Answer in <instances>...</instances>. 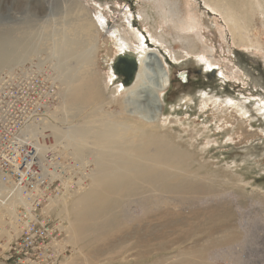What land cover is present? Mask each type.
Here are the masks:
<instances>
[{"label":"rangeland","instance_id":"374dc122","mask_svg":"<svg viewBox=\"0 0 264 264\" xmlns=\"http://www.w3.org/2000/svg\"><path fill=\"white\" fill-rule=\"evenodd\" d=\"M242 1L243 10L249 15L245 26L262 48L236 45L229 25L203 0L187 3L185 0H93L95 5L88 6L92 12L97 9L104 13L115 29L128 30V23L140 31L144 45L162 57L169 79L170 71L183 69L190 74L189 78L200 82L191 95L176 94L168 98L167 104L162 99L167 88L161 94L166 118L162 127L173 135L181 150L191 154L194 185L206 187L205 193L176 197L181 201L182 210L168 233L170 239L179 241L193 227L219 222L217 239L222 238L228 244L211 248L210 254L215 256L212 264H264V0ZM174 2L177 18H187L192 7L203 18L200 20L203 28L182 32L177 27L178 21L173 19L175 14L168 15L170 3ZM130 9L136 15V26L131 23ZM65 10L64 0H0V57L20 43L37 44L34 53L1 68L0 76L32 63L57 82V104L45 112L46 120L33 123L35 139L41 146H55L64 156L88 162L90 169L93 168V146L77 151L75 145L62 137L67 124H62L64 81L61 75L72 67L73 60L62 65L60 57L50 50L49 37H61V31L67 33L69 29L71 34H77L75 17L71 13L64 15ZM65 20L71 24L67 26ZM150 33L156 37L154 42L150 40ZM100 38L101 50L95 67L103 76L117 56V47L104 34ZM191 50L201 54H193ZM172 54L182 58L172 59ZM209 71L213 74L206 76L205 72ZM114 80L116 84L121 82L119 78ZM80 116L72 117L71 122H78ZM80 192L67 199L54 200L49 206L53 211L50 213L52 224L60 221L62 227L58 237L61 255L52 264H158L156 259L171 256L181 248H195L191 240L159 253L149 251L153 246L140 245L135 238L138 227L130 230L131 218H122L123 194L115 197L114 230L103 226L97 235L92 231L83 235L74 233L72 207ZM130 208L135 213L136 208ZM104 219L95 223L100 225ZM140 252L149 253L141 256ZM0 264H14L4 259L2 249Z\"/></svg>","mask_w":264,"mask_h":264},{"label":"bare ground","instance_id":"6f19581e","mask_svg":"<svg viewBox=\"0 0 264 264\" xmlns=\"http://www.w3.org/2000/svg\"><path fill=\"white\" fill-rule=\"evenodd\" d=\"M187 1L190 0H185V3ZM203 1L229 25L236 45L260 48L262 44L252 39L250 29L245 26L249 15L243 10L242 0ZM64 2L68 10H65L64 15L73 14L78 32L71 34L70 29L67 33L63 30L61 37L57 36L56 40L49 37L52 42L50 50L60 57L62 65L73 60L72 67L64 68L61 75L64 81L62 124H67L62 137L75 145L77 151L91 146L94 149V158L91 160L93 168L89 169L88 162H80L81 174L87 178V184L74 200L73 232L83 235L92 231L97 235L103 226L114 230L115 213L112 210L117 205L115 197L123 194L125 202L121 208L122 218H131L130 223L133 225L129 223L130 230L138 227L135 238L140 245L153 246L149 251L157 253L169 248L176 249V245L183 244L185 240H191L195 246L191 249L181 248L171 256L158 258V264H212L210 262L215 256L210 254L211 248L228 244L222 238L217 239L221 228L219 222L193 227L179 241L169 238L168 232L176 225L177 214L182 210L181 201L176 197L192 192L205 193L206 187L194 185L190 171L191 154L181 150L173 135L162 127L166 118L163 115L161 94L168 88L170 80L162 57L158 52L149 50L144 45L141 32L128 23V30L125 27L115 29L112 23H108L104 13L101 14L97 9L90 11L88 6L95 5L93 0ZM177 14L175 2L170 3L168 15H174L173 19L178 21L177 27L182 32L203 28L200 24L203 18L192 7L187 18L179 19ZM65 23L67 26L71 24L66 20ZM101 32L105 38L115 42L116 55L130 53L136 58L137 67L130 84H116L112 67L103 76L98 73L95 61L101 50ZM155 38L150 33L152 42ZM36 49L37 44H18L0 57V69L21 61ZM190 52L201 54L198 50ZM171 56L175 60L182 58L177 54ZM77 114L81 115L77 118L78 122L72 123L71 118ZM43 120L46 118L43 117ZM34 131L33 124L25 128V132H30L35 139ZM131 206L136 208L135 213ZM103 218L104 222L108 218L105 225L104 222L100 225L95 223ZM148 253L140 252V255ZM136 255L140 256L139 253Z\"/></svg>","mask_w":264,"mask_h":264},{"label":"built area","instance_id":"2783aa9c","mask_svg":"<svg viewBox=\"0 0 264 264\" xmlns=\"http://www.w3.org/2000/svg\"><path fill=\"white\" fill-rule=\"evenodd\" d=\"M57 101L56 82L33 64L0 76V249L14 264H52L59 258L62 227L60 221L52 224L49 206L87 184L79 161L25 132Z\"/></svg>","mask_w":264,"mask_h":264},{"label":"flooded vegetation","instance_id":"af4514ba","mask_svg":"<svg viewBox=\"0 0 264 264\" xmlns=\"http://www.w3.org/2000/svg\"><path fill=\"white\" fill-rule=\"evenodd\" d=\"M127 7L129 8V5H127ZM131 11V9H130ZM134 12V10H132ZM131 11V13L133 14L130 18L131 23L133 26H136V15ZM151 45L150 42H147V45ZM115 60V58H114ZM114 60L112 62L111 67L114 65ZM126 67L123 68H119V74H115L114 78H119L121 79V84L123 82V80H125V76L122 75L123 73H125L126 69H128L129 67L127 66V64L125 65ZM112 69V68H111ZM185 70L183 69H178L176 72H171L170 71V80H169V86L166 89V91L162 94V99L164 104L170 103V101L168 100V98L170 97V99L172 98V96H175L176 94H192V90H195L199 85L200 82H197L192 80L191 78H189V73L188 72H184ZM200 70H197L196 73L199 74ZM206 76H210L213 74V72H205Z\"/></svg>","mask_w":264,"mask_h":264},{"label":"water","instance_id":"95a60500","mask_svg":"<svg viewBox=\"0 0 264 264\" xmlns=\"http://www.w3.org/2000/svg\"><path fill=\"white\" fill-rule=\"evenodd\" d=\"M127 64V66L129 67L128 69H126L125 73H123L122 75L125 76V80H123L122 84L128 85L132 82V77L135 73L136 70V64H137V60L136 58L130 54H124V55H117L115 60H114V65L112 66V70L114 71V73L119 74V68H123L126 67L125 65Z\"/></svg>","mask_w":264,"mask_h":264}]
</instances>
